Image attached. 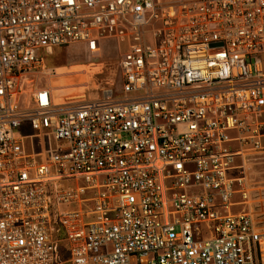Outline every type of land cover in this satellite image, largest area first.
Wrapping results in <instances>:
<instances>
[{"label": "built area", "instance_id": "obj_1", "mask_svg": "<svg viewBox=\"0 0 264 264\" xmlns=\"http://www.w3.org/2000/svg\"><path fill=\"white\" fill-rule=\"evenodd\" d=\"M105 41L116 85L57 102ZM254 154L264 0H0V264H264Z\"/></svg>", "mask_w": 264, "mask_h": 264}, {"label": "rangeland", "instance_id": "obj_2", "mask_svg": "<svg viewBox=\"0 0 264 264\" xmlns=\"http://www.w3.org/2000/svg\"><path fill=\"white\" fill-rule=\"evenodd\" d=\"M120 53L112 41L102 43L100 52L90 55L79 46H69L54 50L50 57H47V67L54 69L72 68L82 71V78L75 85L88 84L91 88H105L117 83V65ZM96 75V76H95ZM95 76V78H94ZM54 78H50L52 80ZM49 80V82H50ZM43 85L44 82L42 81ZM95 86V87H94ZM79 88V87H77ZM82 87H80V90ZM19 135L32 134L28 127L18 129ZM245 165L250 175L251 186L257 188L259 200L254 212L256 217L264 223V154H254L245 158ZM67 184L65 186H72ZM240 207L232 209L239 211Z\"/></svg>", "mask_w": 264, "mask_h": 264}, {"label": "bare ground", "instance_id": "obj_3", "mask_svg": "<svg viewBox=\"0 0 264 264\" xmlns=\"http://www.w3.org/2000/svg\"><path fill=\"white\" fill-rule=\"evenodd\" d=\"M56 74L57 76L52 77L54 79L50 80L49 83L57 102L61 101V97L65 94L84 90L83 88L80 90L82 85H75L83 76L81 70L72 68L57 69Z\"/></svg>", "mask_w": 264, "mask_h": 264}, {"label": "trees", "instance_id": "obj_4", "mask_svg": "<svg viewBox=\"0 0 264 264\" xmlns=\"http://www.w3.org/2000/svg\"><path fill=\"white\" fill-rule=\"evenodd\" d=\"M62 248H64V247L62 246ZM62 256H63L64 259L67 258V254L65 252H62Z\"/></svg>", "mask_w": 264, "mask_h": 264}, {"label": "crops", "instance_id": "obj_5", "mask_svg": "<svg viewBox=\"0 0 264 264\" xmlns=\"http://www.w3.org/2000/svg\"><path fill=\"white\" fill-rule=\"evenodd\" d=\"M263 219H264V216H263ZM261 221V220H260ZM264 225V223H262Z\"/></svg>", "mask_w": 264, "mask_h": 264}]
</instances>
